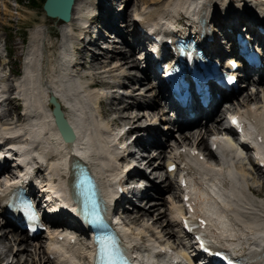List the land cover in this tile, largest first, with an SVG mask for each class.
Returning a JSON list of instances; mask_svg holds the SVG:
<instances>
[{
    "label": "bare ground",
    "instance_id": "obj_1",
    "mask_svg": "<svg viewBox=\"0 0 264 264\" xmlns=\"http://www.w3.org/2000/svg\"><path fill=\"white\" fill-rule=\"evenodd\" d=\"M7 3L8 0H0V23H3V14L7 12L5 7ZM71 7L67 21L45 17L42 19L43 22H38L30 29V41L22 63L23 70L17 73L14 82L11 76L18 70L8 67L10 63L7 58L8 46L3 42V52L5 50L6 53L0 56V93L16 90L19 97L8 95L5 98L6 107L0 113V140L8 132L14 131L13 139L20 138L19 150L25 153L35 169L39 165V173H43L45 178L49 175L45 181V184H48L46 188L58 195L57 200L67 202L70 208L74 207L72 204L75 199L73 194L70 195L72 175L69 169L72 161L76 159L83 161L96 172L104 189H108L105 191L107 204L113 206L114 199L119 195L111 189L112 185L116 181H126L129 171H126L125 166L127 159L135 154L133 146L143 147L145 157L141 155V159L145 158V165L140 171L143 176L131 175L130 178L139 181L140 177L147 179L150 175L151 180L150 183L144 184L141 190L138 199L140 206L135 205L132 209L124 210L125 215L121 222L125 242L128 246L138 249L141 264L150 262L165 264L157 260L158 250L166 248L161 256L163 258L169 249H175L183 242L175 222L181 213L174 201L178 195L179 181L171 178L174 170L169 172L165 169V172H162L161 167L163 163L167 167L169 159L175 157L180 158V169L185 170L186 187L191 189L193 200L209 213L210 229L215 234L216 241L228 242L254 261L264 255V200L260 198L263 184L259 181L264 175V169L255 163H247L232 142H227L215 134L221 128L226 112L234 109L231 104L238 105L239 114L245 118L249 126L248 136L260 137L256 147L264 159V78L261 76L257 78L255 82L257 85L250 94H242L244 90L241 91L242 88L239 87L233 90L232 94H229L234 97L232 103L226 104L224 108L215 105L204 120H201V115L188 120L191 124L198 121L197 127L186 129L185 125L176 124L178 131L176 136L170 129V123H164L163 127L157 126L155 116L161 111L163 114L161 118H165L164 114L169 110L161 105L159 100L163 93L162 88L155 91L152 99L148 95L151 93L149 90L154 89L153 79L150 78L153 73L149 65L136 57L145 39L138 27L153 29L162 34L170 33L166 21L183 25L185 29L195 26V23H201V32L204 35L210 21L224 25L225 22L234 20L231 23L235 26L239 21L248 19L261 21L264 19V0H74ZM93 9L98 10L97 15L83 17L84 12ZM120 19L126 28L125 34L118 28ZM82 20L87 24L80 29L76 23H81ZM95 20L106 23L108 28L118 33L120 41L118 42L115 37L113 38L115 42L105 44L108 46L106 50L99 48L95 50L96 52H90L89 44L98 48L99 41L95 39L97 36L103 38L108 35L101 32L102 23L93 39L86 37L89 34V26ZM49 21L56 25L49 34L59 36L57 56L54 51H49L54 47V42H44L42 37L44 31L40 29V25ZM63 28L77 29L82 34V39L74 40L76 43L74 53H77L82 62L73 76L65 73L67 66L62 64L66 56L70 55L69 50L62 44L63 39L68 37ZM214 31L215 29L213 35ZM15 44L16 49L18 44ZM219 51L220 49L216 48L208 50L209 53L215 54ZM137 70L140 74L135 73ZM106 77L114 79L112 83H108L114 87L126 84L125 87L129 88L127 101L123 100L125 95L122 93H114L108 100L100 98L98 88L90 87L94 83H101L102 80L99 79ZM249 77L244 74L243 78L249 81ZM87 78H91V81L88 82ZM148 79L149 83L145 84ZM141 87L151 88L145 94L135 96ZM52 94L58 96L63 114L75 130V138L72 141H64L54 123L53 105L47 103L48 96ZM242 95L243 99L239 101ZM251 103H255L254 106ZM23 105L26 109L24 117L19 111ZM103 105L106 109L102 108ZM140 107L144 110L141 108L142 114L138 115L136 109ZM107 115L114 116L108 120ZM142 116L145 119L151 117L153 120L143 122ZM123 123H129L132 127L145 125V131L147 133L149 131L153 136L145 140L143 135H137L126 152H122L114 132L120 131L121 128L117 130V126L123 127ZM164 128L167 131H164ZM159 131L168 134L165 143L158 140ZM210 134L216 135L211 141L208 140ZM172 136L177 138L173 139ZM214 143L220 147L219 150L213 148ZM195 148L202 151L195 153ZM199 153L214 158V163L205 155L201 159ZM155 159L160 161L156 162ZM2 163H5L4 159L0 162L1 165ZM4 174H8V170L6 173H0V191L8 187L2 184ZM158 178L163 180V186L155 184ZM30 181H36V177L29 178ZM33 185L35 187V184ZM141 187L142 185L133 186L132 191L138 192ZM149 190H153V194H150ZM165 191L169 196L166 200L168 201L166 213L161 208L164 201L162 193ZM151 196L156 198V201L149 202L150 204L145 202ZM1 210L0 199V216H4L1 218L0 230L2 231L4 227L9 228L0 232V259L4 260V264H75V262L85 264V260L88 261L87 243L81 244L79 239L72 241L71 237L74 234L70 236L71 240H60L51 230L46 246L42 245L40 237L31 249L28 245L29 237L16 230L13 225L9 227L5 225L10 221ZM62 210L70 216L66 209ZM155 211L157 214L149 223L148 219ZM71 217L72 221L78 224V220L74 216ZM57 223L71 228L66 218H61ZM152 241H157L159 248L154 247ZM9 256L11 257L7 258Z\"/></svg>",
    "mask_w": 264,
    "mask_h": 264
},
{
    "label": "rangeland",
    "instance_id": "obj_2",
    "mask_svg": "<svg viewBox=\"0 0 264 264\" xmlns=\"http://www.w3.org/2000/svg\"><path fill=\"white\" fill-rule=\"evenodd\" d=\"M17 2L15 3L14 0H8V3L7 5L5 6L6 9H7V12L5 11V13L3 14V20L2 22L3 23H0V56L3 55V49H4V43L8 46V59H9V64H8V67L11 68V69H17L18 71L15 73V75H13L12 77L15 78L16 77V74L18 72H21L22 71V63L25 59V52L28 48V45H29V37H30V29L31 28H34V26L38 23V22H43L45 18V15L42 11V9L40 8V3H41V0H16ZM132 2V1H131ZM132 5V4H131ZM16 8V9H15ZM131 10H132V7H131ZM129 10V12L131 11ZM9 12V13H8ZM8 13V14H7ZM17 13V14H16ZM20 15V16H19ZM5 19V20H4ZM42 20V21H41ZM44 24V25H43ZM42 25L38 26L40 27L41 31H44L42 32V37H43V41L44 42H54V47L52 49H50L49 51L53 52L55 54V56H57V47H58V41H59V36L58 35H51L49 34V31L52 30V28H55L56 25L52 22H46V23H43ZM119 24V23H118ZM121 24V23H120ZM117 25V24H116ZM44 26V27H43ZM50 26V27H49ZM5 28V29H4ZM120 28H122V30L125 32L126 31V28L122 25H120ZM123 32V33H124ZM47 35V36H46ZM45 37V38H44ZM50 37V38H49ZM4 38H6L4 40ZM49 40V41H48ZM15 43L18 44L17 48L15 49ZM53 44V43H52ZM57 45V46H56ZM10 48V49H9ZM59 54V53H58ZM135 73L137 74H140V72L137 70L135 71ZM99 80H102V82H105L104 84H108L109 82L112 83L114 81V79L112 78H101ZM149 80H146L147 82L145 84H148L149 83ZM87 81H91V78H87ZM101 82V83H102ZM126 84H123L121 86H119L118 88H120L121 90H124L126 93H122V95H125L123 97V100H128L129 98V92H128V89L129 88H126L125 87ZM254 86V85H253ZM253 86L252 84H249L247 85L246 87H243L241 91H243L242 94H246V93H251V89H253ZM145 88V89H144ZM151 88V87H150ZM149 87H141L139 88V91H135L137 94H134L135 96H140L142 94H145L146 91H148L150 89ZM154 88V87H153ZM156 88L153 89L152 91V88L151 90V93H149L148 95L150 96V98L152 99L153 97V93L156 91L155 90ZM130 91V90H129ZM151 94V95H150ZM121 97V95H119ZM243 96L242 95L239 99V101H242L243 99ZM148 98V97H146ZM226 104V103H225ZM159 105H160V102H159ZM226 105L223 104V108L225 107ZM231 106H233V104H231ZM22 106L20 107L19 111H22ZM103 109H106V106L103 105L102 106ZM160 108V106H159ZM141 108H138L136 109L137 111V114L138 115H141L142 112L140 111ZM144 110V109H143ZM161 113V111H160ZM160 113L157 115L158 117L160 116ZM166 114H164L165 116ZM225 115V113H224ZM112 116L114 115H107V119L110 120L112 118ZM142 121H148L149 119H151V117L148 119H145L143 116L141 117ZM124 124V123H123ZM176 136L178 135V132H175ZM160 136L162 137H166V135L162 132H160ZM159 136V137H160ZM176 136H174L175 138H177ZM173 136L172 138L175 139ZM167 138V137H166ZM169 137V139H172ZM159 140V139H158ZM166 140L168 139H165V141H163V143L166 142ZM160 141V140H159ZM166 149H167V146H166ZM156 162L157 161H160L159 159H155ZM163 170H165V164L163 163L162 166ZM174 179H176L174 176L172 177ZM150 175H149V178H147V183H150ZM259 181L261 182V184H263V187L261 188V192H262V195H261V200H264V175L262 177L259 178ZM173 183V182H172ZM155 184H158L160 186H163L164 182L163 180L161 181L159 178L157 180H155ZM174 184V183H173ZM175 186V185H174ZM153 190H149L148 192H150V194H153L152 192ZM177 194L178 193V190H177ZM154 197V196H153ZM162 197H163V202L161 204V208L165 211L166 213V209L168 207L167 204H168V201L167 198L169 197L168 196V192L165 191L162 193ZM161 197V199H162ZM259 198V197H257ZM156 198H148L147 200H145V202L149 203V202H152V201H156L155 200ZM141 204V203H140ZM140 204H136V206H140ZM145 204V203H144ZM150 204V203H149ZM156 211L153 212V215L151 218L148 219V222L151 223L152 222V219L155 217L156 215ZM2 216H0V222H1V219ZM161 219V218H160ZM159 219V220H160ZM151 221V222H150ZM6 225V224H5ZM158 225V224H156ZM7 227H4L3 230H9V228ZM2 230V231H3ZM0 230V232H2ZM20 236H23L25 237L24 235H20ZM38 239V238H37ZM44 240H47V238L45 236H42V245H46V243L43 244ZM37 243V240H30L28 245H30L31 249H33V246L34 244ZM15 248V247H14ZM43 253L45 254V252L43 251ZM11 256L7 257V258H10ZM7 260V259H6ZM0 264H4V260H1L0 259Z\"/></svg>",
    "mask_w": 264,
    "mask_h": 264
},
{
    "label": "water",
    "instance_id": "obj_3",
    "mask_svg": "<svg viewBox=\"0 0 264 264\" xmlns=\"http://www.w3.org/2000/svg\"><path fill=\"white\" fill-rule=\"evenodd\" d=\"M73 1L74 0H44L41 4V9H43L44 14L47 17L50 16L67 21L70 16ZM50 101L55 104L53 112L54 115H56V122L60 127L64 138L67 141L74 139L73 129L64 117L59 102L54 96L50 97Z\"/></svg>",
    "mask_w": 264,
    "mask_h": 264
},
{
    "label": "snow or ice",
    "instance_id": "obj_4",
    "mask_svg": "<svg viewBox=\"0 0 264 264\" xmlns=\"http://www.w3.org/2000/svg\"><path fill=\"white\" fill-rule=\"evenodd\" d=\"M99 242L101 244L100 254L102 261L107 262V264H119L124 259L111 237L102 236L99 238Z\"/></svg>",
    "mask_w": 264,
    "mask_h": 264
},
{
    "label": "trees",
    "instance_id": "obj_5",
    "mask_svg": "<svg viewBox=\"0 0 264 264\" xmlns=\"http://www.w3.org/2000/svg\"><path fill=\"white\" fill-rule=\"evenodd\" d=\"M41 1H43V0H41Z\"/></svg>",
    "mask_w": 264,
    "mask_h": 264
}]
</instances>
